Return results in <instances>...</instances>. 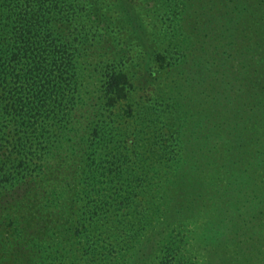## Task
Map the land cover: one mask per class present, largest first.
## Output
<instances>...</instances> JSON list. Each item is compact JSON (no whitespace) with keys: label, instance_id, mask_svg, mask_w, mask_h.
Masks as SVG:
<instances>
[{"label":"trees","instance_id":"16d2710c","mask_svg":"<svg viewBox=\"0 0 264 264\" xmlns=\"http://www.w3.org/2000/svg\"><path fill=\"white\" fill-rule=\"evenodd\" d=\"M144 4L161 19L151 40L129 0L113 12L104 0H0V264L99 262L102 228L133 208L137 247L184 242L173 264H261L226 238L235 180L253 162L238 167L235 153L252 147L264 167V58L256 75L247 64L264 46V0ZM139 185L151 192L141 208ZM151 215L192 227L174 243L141 235ZM123 233L106 238L105 264H130Z\"/></svg>","mask_w":264,"mask_h":264},{"label":"rangeland","instance_id":"374dc122","mask_svg":"<svg viewBox=\"0 0 264 264\" xmlns=\"http://www.w3.org/2000/svg\"><path fill=\"white\" fill-rule=\"evenodd\" d=\"M117 1H119V0H104L105 9L108 10L109 12H113L115 9L114 3ZM144 1L145 0H129L131 5H133V7L135 8L136 13L138 14V18L140 19L141 22L144 23L143 26L145 28V34L151 40V39L155 38L156 32L158 31V29H160L161 19H159L156 15H154L155 12H153L152 8L145 6ZM261 10H262V12H261L260 16L264 17V8H262ZM250 13L251 14L249 15V17H251L252 14L253 13L255 14L256 12L252 11ZM113 16H116V14L114 13ZM247 17H248V15L246 17H245V14L242 15L241 19H243V20H241V21L246 20ZM140 21H138L136 19L137 24ZM129 26L131 27V25H129ZM128 32L129 31H127V30H121L120 31V37L126 38L128 35ZM145 50H149V49L146 47H144V49H142V47L139 45L134 46V52H136L134 55L136 56V58H138V57L140 58V56H143L142 53ZM250 50H251L250 52H251L252 56H250L251 60L250 59L247 60V64L248 65L250 63L254 64V65H252V66H254L253 68L251 67L248 69V70H251V73L253 74L254 68L256 65H255V62L254 63L252 62V60L264 58V46H262V47L254 46V47L250 48ZM256 64H258V63L256 62ZM236 66H238V60L237 59L235 61L229 63V67H231V69L226 70V71L230 74L234 73V67H236ZM229 67H228V69H229ZM232 68H233V70H232ZM263 69H264V66L259 68V71L262 72ZM259 71H258V73H260ZM254 74L256 75V72ZM235 77H237V75ZM254 126H255V128H259V130H261V129H262V131L264 130L263 128H261V125H259L258 122H255ZM227 143H226V147L232 149V146L230 145V143L229 142H227ZM251 148H247V150H248L246 152L247 154H242L245 156L238 154L239 151L235 153L236 155H234V157H235L234 159H236L235 163L238 167L243 166V164L245 165V163L247 161H253L254 163L250 162L251 167L248 170V172L246 171L244 174H239L238 181L235 180L234 187L236 188V190L234 189L235 193L233 195L232 201L230 202L229 208L231 209L232 212H234V213H232L233 216H237L239 219L238 220L233 219V222H234L233 225L232 226H231V224L229 225L230 228H232L231 230H233V232L231 233L232 236L227 235L228 239L226 238V240L228 243H230V246L227 245L229 249H233V247H235V246H237V248H239L240 246H246L248 248L247 250L249 251V253H251L248 256L252 257V262H254V260H256V261L259 260L261 262V264H264V260H262V258H261L262 257L261 252H259V253L256 252L258 250L257 249L258 247H260V249H261L259 251H262V253L264 252V212H262L261 214H259V213L253 214L252 213L253 207H255V210H257V211H259V210L264 211V167L260 168L257 165V161L262 159V158L259 157V155L255 152L254 149H251ZM244 160H246V161H244ZM165 169L166 168L163 167L157 171L162 172ZM152 174L153 173L151 172L150 177L147 178L149 185H150L149 188L152 187V185L157 186V183L159 182V177H158L159 175H157V173L156 174L154 173L153 175ZM245 174H249V175H245ZM242 178L247 179V181L245 183L242 182ZM236 183L239 184V187L236 186ZM149 188L146 187L145 185H139V186H137V189H135V191L133 192L135 199L137 200L136 202H137L138 208H141L143 206L142 201L146 200L147 197L150 196L151 192H150ZM253 194H254V196L259 195L258 196L259 198H256V197L253 198ZM237 198H239V200H241V201L243 200V198L244 199L247 198L250 203L247 205L242 204V202L240 204H238L239 202H235L237 200ZM144 203H145V201H144ZM248 211H249V213H248ZM122 214H123L122 211H120L119 216H117V217H120V216L121 217L117 220V222H115V218H112L108 221L109 225H105L102 228V230H104V229L105 230L103 231V234L100 237V239L98 240L97 244L100 246V248L102 247L103 249H98L97 255H94V258H96V260L99 259V262H91L88 259V261L85 260L87 264H105L106 261H107V263L109 262L107 257H106L107 255L104 254V255H102V257H100L99 254L101 252L108 251L109 248H107V246H106L107 245V242H106L107 239L106 238L111 239V238H113V235H116V237H117L118 236L117 233H119V230L124 232L122 236L124 239L127 240L126 243H128V248H129L128 250L130 252L128 253L127 257L131 256L129 259L130 264L131 263H134V264H162L161 260H163V262H165V261H170L171 258H172V260L167 264H173L174 256H176L178 254V252L186 250V246H182L184 244V242L180 244V247L177 246L176 244H174V246L171 247L169 249V251H167V252H165L163 249H161L162 248L161 246L160 247H153V249H151V248L148 249L145 246L137 247L136 246L137 243H133V239H134L133 233H132V231L129 230V228L132 226L131 221L134 220L137 216L136 209L133 208V211L130 210V214H128L127 216L123 217ZM240 214H241V216H240ZM152 215L149 218L148 217H142L141 218L140 222H143V230L141 232H139V233H141V235L143 233L147 234L148 232H150V234L157 233L160 229L161 235H163L165 237V239L168 238L167 240L170 239V241L173 242L172 240H175V239L180 240V237H182L183 232H185V231L187 232V229L192 227V225H190V223H189L190 220H187V219H186V221H183V224H181V226H177L176 229L171 228V226L166 227L165 225H164V227H161L158 224V222H155L157 220L153 219L154 216H152ZM249 216H251V218H249ZM102 224H103V221L99 222V225H102ZM110 225L112 227H110ZM94 230L91 229V233H93ZM139 231H140V229H139ZM110 233H111V238L109 237ZM222 235H224V234H222ZM170 241H168V242H170ZM173 243H172V245H173ZM101 244H102V246H101ZM115 244H117V243H115ZM133 251H134V253L132 254ZM195 253H197V252H195ZM263 256H264V254H263ZM74 263L83 264L84 259H80L78 256V258L76 260H74ZM214 264H216V263H214ZM252 264H260V263L258 262V263H252Z\"/></svg>","mask_w":264,"mask_h":264}]
</instances>
